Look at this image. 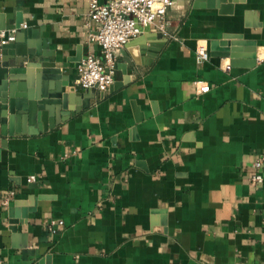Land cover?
Masks as SVG:
<instances>
[{"label":"crops","instance_id":"obj_1","mask_svg":"<svg viewBox=\"0 0 264 264\" xmlns=\"http://www.w3.org/2000/svg\"><path fill=\"white\" fill-rule=\"evenodd\" d=\"M91 1L0 0L21 24L0 68L32 104L25 133L1 114L0 264H264V0H174L107 92L76 84L102 55Z\"/></svg>","mask_w":264,"mask_h":264},{"label":"built area","instance_id":"obj_2","mask_svg":"<svg viewBox=\"0 0 264 264\" xmlns=\"http://www.w3.org/2000/svg\"><path fill=\"white\" fill-rule=\"evenodd\" d=\"M174 4V0H107L106 3L92 0L89 17L99 27L90 34L89 43L99 45L102 55L99 57L91 53L79 63L76 84L85 90L107 92L115 82L119 53L131 40L149 28L169 36L167 16ZM17 32L16 28L0 29V60L3 48L15 42ZM195 54L199 64L210 60L209 49L204 44L196 48ZM224 70L231 71V64H227ZM209 91L210 86H200V92ZM253 168L250 183L253 186L263 184L264 157L258 158ZM29 181L35 182L36 177H30ZM51 231L56 232L55 229Z\"/></svg>","mask_w":264,"mask_h":264},{"label":"water","instance_id":"obj_3","mask_svg":"<svg viewBox=\"0 0 264 264\" xmlns=\"http://www.w3.org/2000/svg\"><path fill=\"white\" fill-rule=\"evenodd\" d=\"M18 32L21 31V24H17ZM3 29V28H2ZM5 29V28H4ZM18 32L17 35L18 36ZM18 42L19 39L16 37L15 42ZM14 44L11 43L3 48V52L6 53V50L8 51L10 48H13ZM9 64L4 63L3 68H0V82L2 86L4 87V91L8 90V98L5 95L1 101H0V123L4 124L6 121H3L1 119L2 111L8 109L10 113V135L19 134L20 132L24 131L26 132L25 125H27V115L31 113L32 111V104L27 99H17L14 94V87L8 83L7 81V75L11 71L8 69ZM13 71V70H12ZM52 73V72H51ZM51 77L56 78V75L52 73ZM57 89H59V83H57ZM28 105V106H26ZM28 107V108H27ZM23 120V128L20 127V123ZM22 125V123H21ZM21 130V131H20Z\"/></svg>","mask_w":264,"mask_h":264}]
</instances>
